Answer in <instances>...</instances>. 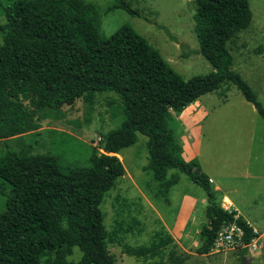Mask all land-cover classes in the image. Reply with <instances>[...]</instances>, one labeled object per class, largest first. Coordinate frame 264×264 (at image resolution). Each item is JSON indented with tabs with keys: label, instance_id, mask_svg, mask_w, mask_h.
<instances>
[{
	"label": "trees",
	"instance_id": "trees-1",
	"mask_svg": "<svg viewBox=\"0 0 264 264\" xmlns=\"http://www.w3.org/2000/svg\"><path fill=\"white\" fill-rule=\"evenodd\" d=\"M194 1L198 51L212 70L184 78L131 26L103 35L92 2L0 0L5 19L0 23V138L39 128L41 109H58L78 98L92 102L104 92L118 95L124 115L100 141L102 151L93 149L84 166L64 165L58 155L34 153L30 146L0 157V193L6 197L0 264H116L109 245L121 243L118 230L106 228L99 205L125 173L117 153L135 144L137 133L146 136L147 168L157 182L169 187L179 171L203 191L207 222L199 228L197 253L210 252L222 225L240 227L245 244L257 235L242 216L220 206L208 175L196 158H183L180 137L169 125L191 101L213 91L225 97L231 85L264 119L257 94L232 68L228 47L251 22L249 1ZM115 8L140 15L126 0H113L107 11ZM172 241L167 232L158 242L121 246L126 255L148 258ZM75 246L81 256L68 260ZM247 251L238 247V258Z\"/></svg>",
	"mask_w": 264,
	"mask_h": 264
},
{
	"label": "rangeland",
	"instance_id": "rangeland-1",
	"mask_svg": "<svg viewBox=\"0 0 264 264\" xmlns=\"http://www.w3.org/2000/svg\"><path fill=\"white\" fill-rule=\"evenodd\" d=\"M84 1L95 5L103 35L129 25L184 78L212 70L198 51L194 0H126L139 11V16L120 8L107 11L113 0ZM248 1L251 22L228 47L233 56L232 68L249 83L264 107V0ZM44 12L47 16L51 14L49 9ZM4 20L0 4V23ZM1 38L0 32V41ZM198 100L208 112L202 127L193 133L200 137L198 168L222 184L223 193L229 195L234 207L260 232L264 229V119L234 85L225 97L213 91ZM38 114L40 127L36 130L0 138V157L8 150L30 146L34 153L58 155L64 165L84 166L93 149L102 151L100 141L106 133L124 118L122 104L114 92L96 94L92 102L78 98L58 109H41ZM169 125L178 136L174 119ZM121 154L125 173L99 205L106 228L118 230L121 243L109 245L116 264H241L237 249L196 252L200 245L199 228L207 222L206 201L204 204L198 201L187 230L161 247L154 257L139 258L123 253L122 243L148 245L171 232L165 224L170 227L183 194L193 182L179 171V179L169 187L157 182L147 168L146 136L140 133L135 144L124 148ZM174 171L169 170V174ZM198 192L203 193L200 188ZM5 207L6 197L0 193V211ZM255 250L259 251L257 255ZM80 256L81 251L75 246L67 259L77 261ZM246 256L250 258L247 264H264L263 243L258 242L256 249H248Z\"/></svg>",
	"mask_w": 264,
	"mask_h": 264
},
{
	"label": "crops",
	"instance_id": "crops-1",
	"mask_svg": "<svg viewBox=\"0 0 264 264\" xmlns=\"http://www.w3.org/2000/svg\"><path fill=\"white\" fill-rule=\"evenodd\" d=\"M198 99L199 98L188 103L180 112H175L174 121L175 123L178 124L177 132L182 142V156L185 160H190L192 158L198 157L200 150V137H196V135L193 136V133L195 132V130L202 127L208 115L207 110L202 106V104ZM196 134L199 136L198 133ZM121 152L117 153V156L122 161ZM208 177L209 179L212 180L210 182L211 186L217 192L218 202L221 201L220 198L221 196L227 197L232 204V208H233V212H235V216L238 215L242 216L240 214V211L236 209V207H234V203L229 197V195L223 193L224 192L223 190L225 189H223L222 184L219 182H215V180L209 175ZM229 190L231 191V188H229ZM198 191H199V187L193 183L191 188H189V190H187V192L183 194L178 209L176 211L175 218L170 223L171 224L170 227H168L169 225L165 224V227L169 228V230L171 231L169 232V234L172 233L171 235L173 239L177 238L176 236L181 235L183 231L187 230L188 228L187 224H189V222L191 221L190 218L193 217L196 211L198 201L199 203H203V204L205 203V196L202 195L203 193L200 194V192ZM220 192H222L221 195L219 194ZM246 221L252 226L253 229H256L258 231L259 236H261V238L263 239L264 229L260 230L259 232V229H257V227L253 226L251 222H249L248 220ZM254 253L257 255L259 251L255 250ZM248 262L250 263V258L246 256V264Z\"/></svg>",
	"mask_w": 264,
	"mask_h": 264
},
{
	"label": "built area",
	"instance_id": "built-area-1",
	"mask_svg": "<svg viewBox=\"0 0 264 264\" xmlns=\"http://www.w3.org/2000/svg\"><path fill=\"white\" fill-rule=\"evenodd\" d=\"M211 181L212 180L209 179V182ZM219 204L224 210L228 212L233 211L232 204L227 197H223L221 201H219ZM253 232L257 235L251 238L249 243L245 244L242 242L243 231L240 227H238L235 223L222 225L217 231L210 252H225L228 250L237 249L238 247H248V249H255L258 247V242L262 243V238L259 236L256 229H253Z\"/></svg>",
	"mask_w": 264,
	"mask_h": 264
},
{
	"label": "water",
	"instance_id": "water-1",
	"mask_svg": "<svg viewBox=\"0 0 264 264\" xmlns=\"http://www.w3.org/2000/svg\"><path fill=\"white\" fill-rule=\"evenodd\" d=\"M262 243L264 245V237L262 239ZM240 263L241 264H246V256L245 255L240 256Z\"/></svg>",
	"mask_w": 264,
	"mask_h": 264
}]
</instances>
